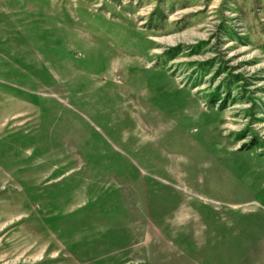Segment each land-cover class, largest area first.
<instances>
[{
	"label": "rangeland",
	"instance_id": "374dc122",
	"mask_svg": "<svg viewBox=\"0 0 264 264\" xmlns=\"http://www.w3.org/2000/svg\"><path fill=\"white\" fill-rule=\"evenodd\" d=\"M0 264H264V0H0Z\"/></svg>",
	"mask_w": 264,
	"mask_h": 264
}]
</instances>
